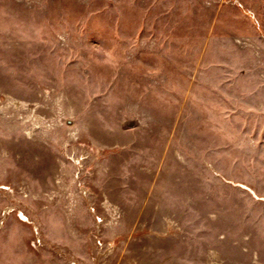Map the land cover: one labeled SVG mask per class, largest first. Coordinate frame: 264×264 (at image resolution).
<instances>
[{"label":"rangeland","instance_id":"rangeland-1","mask_svg":"<svg viewBox=\"0 0 264 264\" xmlns=\"http://www.w3.org/2000/svg\"><path fill=\"white\" fill-rule=\"evenodd\" d=\"M0 264H264V0H0Z\"/></svg>","mask_w":264,"mask_h":264}]
</instances>
